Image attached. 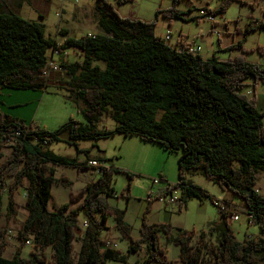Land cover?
<instances>
[{
    "label": "trees",
    "instance_id": "1",
    "mask_svg": "<svg viewBox=\"0 0 264 264\" xmlns=\"http://www.w3.org/2000/svg\"><path fill=\"white\" fill-rule=\"evenodd\" d=\"M219 1L214 10L204 8L202 18L221 17L235 3L248 5L244 0ZM132 2L116 0V5ZM180 3L173 0L172 7L158 10L156 19L146 22L120 16L109 0H95L101 34L67 38L59 46L61 51L81 52L79 62L63 65L71 79L62 85L68 100L79 108L83 123L70 121L51 133L27 126L0 110V264H127V256L119 250L104 248L102 236L110 217L123 240L128 241V255L145 252L144 260L135 264H171L161 247V234L166 241L173 239L181 264H193L195 240L208 248L209 264H264V196L255 191L259 174H264V113L258 110L255 95L243 93L249 79L254 88L264 84V67L245 57L250 53L264 57V45L250 50L244 47L249 35L264 33V19L250 16L244 38L225 49L230 54L241 51L240 55L227 60L216 55L204 59L185 48L172 47L157 35L160 16L169 22L184 19L185 14L177 7ZM249 5L256 8L255 3ZM192 19L201 21L198 16ZM46 35L44 25L23 19L0 0V91L35 92L48 87L44 71L49 52L58 49V44ZM96 63L104 64L105 69ZM104 117L114 121V131L101 129ZM16 132L21 136L16 137ZM64 133L69 134L72 145L120 134L181 153L178 183L167 190L181 189L178 210L193 199L201 204L208 199L215 205L214 197L188 181V175L198 174L254 210L260 235L238 241L229 221L230 212H219L218 224H211L198 235L186 231L175 238L170 224L147 222L148 206L140 237L134 239L132 226L124 220L125 211L108 202L111 180L118 172L115 168L80 193H70L68 203L50 211L53 184L71 186L67 178L56 177L55 166L94 170L88 162L82 164L44 151ZM2 148L10 149L6 158ZM127 175L132 181L134 176ZM20 191L25 193L27 217L18 224L17 246L7 259L4 255L11 247V227L17 224L16 196ZM73 205L77 207L71 209ZM81 216L86 218L87 228L82 248L75 255V230ZM214 237L216 246L210 243ZM28 242L33 246L25 258ZM47 249L52 251L50 257L44 253Z\"/></svg>",
    "mask_w": 264,
    "mask_h": 264
},
{
    "label": "rangeland",
    "instance_id": "2",
    "mask_svg": "<svg viewBox=\"0 0 264 264\" xmlns=\"http://www.w3.org/2000/svg\"><path fill=\"white\" fill-rule=\"evenodd\" d=\"M31 1V3L29 2ZM248 5L242 6L239 3L233 4L226 14L217 16L219 27L215 31H220L222 34L226 32L227 26L231 32L244 35L246 26L249 22V17L252 16L258 21L264 19V0H244ZM115 5L117 12L122 17H132L142 21L151 22L157 17L158 10H165L173 5V0H133L132 3L124 5H116V0H109ZM219 0H181L177 5L178 9L183 12V20H173L172 27H167L169 21L163 17H159L157 33L164 36L167 32L173 35L171 44L182 35L179 31L183 29V35L189 34L194 37L197 34L203 35L204 42L202 47V57L204 59L212 58L207 50L211 41L218 45V37L213 33L212 24L202 18L204 16V8L214 10L219 5ZM255 3L256 8L252 9L249 4ZM7 7L17 13L23 19L44 25L45 34L47 37H52L56 28L62 25H68L73 29V37L81 38L83 35L101 34L98 26V12L95 6V0H4ZM19 5L20 8L18 7ZM199 17L201 20L197 23L192 17ZM238 30V32H237ZM212 31V32H211ZM226 34V33H225ZM86 37V36H85ZM239 35H236L238 39ZM228 37H222V39ZM189 39V38H188ZM193 41L192 39H190ZM237 43V42H236ZM235 43V44H236ZM234 45V44H233ZM259 45H264V33L255 32L248 36L244 47L246 50L256 48ZM204 48V50H203ZM72 54V53H71ZM226 53L223 59L229 55ZM221 57V55H220ZM251 63H258L264 67V57L258 53H250L245 55ZM229 59V58H228ZM227 60V59H226ZM101 69H105L104 64L96 63ZM54 72L50 78L58 74ZM248 86L245 87L243 93H249V97L256 96L257 107L264 113V84L259 83L255 88L253 80H247ZM62 87V86H61ZM10 91V92H9ZM12 95L13 98L19 101L17 110H13V115H22L27 121V125H33L34 128H42L51 133L58 131L63 125L70 121L83 123V116L78 112L77 106L68 100V92L58 87H50L41 91H5ZM28 96L22 98V96ZM4 97V96H3ZM6 97V96H5ZM25 99V100H23ZM25 101V102H24ZM5 114V113H4ZM264 123V118H263ZM116 124L110 118L104 117L101 123V129L114 131ZM68 133L60 136V141H53L48 146L44 147V151H50L58 157L68 160H78L82 163L97 158L107 164L115 165L118 172L113 174L111 180L112 191L108 202L112 207L122 211H128L130 224L132 225V236L134 239L140 237L139 229L142 224V217L145 210L148 208L146 201L148 194L152 191L159 194L161 189L164 191L168 185L175 186L178 183V160L181 153H170L162 147L152 143H144L139 137H125L116 134L112 137L95 140H80L76 145L69 143ZM99 145L100 150L97 148ZM10 151V149H9ZM80 151V152H79ZM8 152V150H6ZM5 152V153H6ZM1 163V162H0ZM56 177H65L70 182L71 186L66 187L62 184H53L51 190V199L49 202V210L56 211L60 206L69 202L70 193H80L87 184L98 179L97 171L95 170H78V168L67 166H55ZM134 176L132 181L127 174ZM167 177L168 180H165ZM155 179L161 182L154 185ZM188 181L209 193L215 199L227 197L228 192L222 191L217 185L203 178L198 174H191L187 177ZM255 191L264 196V174H259ZM25 193L20 191L16 196L18 204L17 224L11 227L9 232V249L5 252L4 257L9 259L13 256L17 242L15 236L18 231V224L24 221L27 217V212L24 209ZM232 203L234 200L225 199ZM6 204V197L4 199ZM237 202V201H236ZM160 211H151L147 215L149 224H170L172 226V235L177 237L184 232L195 231L200 234L206 230L209 223H215L219 219V211L217 207L208 199L205 203H200L198 200L189 201L186 208L179 211L178 205L175 207H166L165 205L156 202ZM77 205H73L71 209H75ZM166 210V211H165ZM86 218L81 216L79 224L75 230L76 241L74 243V252L77 255L83 244L85 233L84 224ZM108 230L103 233V238H107L118 244L119 251L128 258L127 264H135L137 261H143L145 252L138 255H128V241L123 240L122 236L116 229V222L113 217L108 219ZM232 229L238 241H243L246 236L259 235V227L248 226L246 218H241L239 222H232ZM213 246L217 245V239L214 237L210 242ZM32 246H27L23 251V257L28 258L32 250ZM204 245H199L197 240L193 242L192 259L193 264H209L211 257L208 254V248H203ZM161 247L165 251L171 264H181L179 261V248L174 246L173 239L166 241L164 235L161 234ZM47 257H50L52 251L47 249L44 251ZM108 264H120L109 262Z\"/></svg>",
    "mask_w": 264,
    "mask_h": 264
},
{
    "label": "crops",
    "instance_id": "3",
    "mask_svg": "<svg viewBox=\"0 0 264 264\" xmlns=\"http://www.w3.org/2000/svg\"><path fill=\"white\" fill-rule=\"evenodd\" d=\"M223 17V16H222ZM220 17V18H222ZM193 18V17H192ZM172 23L169 22L167 27H172ZM219 27V21L217 20V17H216V27H214L215 29H217ZM158 30V29H157ZM225 30H226V34H222L220 31H216L220 34V37L218 38L219 41H218V45H215L212 41H211V44L210 46H208L209 48H207L208 52L210 54H212V56L216 55L217 58L221 59V60H226L230 57H235L237 55H240L242 52L241 51H236L234 55H229L226 59H223L222 56H224L227 52H225V49L229 48L230 46H232L233 44H235L236 42L242 40L244 38V35H242V33H239L238 30H237V34L236 32H231L230 29L225 26ZM73 29L70 28L68 25H62V23L56 28L55 30V33L54 35L51 37V39H53L57 44L58 46H61L64 44L65 40L67 38H74L73 37ZM182 35H178V36H182L184 37L185 40H190L192 39L194 41V43L196 45H199L201 47V52L199 53L201 56H203L202 54V47H203V43L204 42V37L203 35H200V34H197L196 36L194 37H190L189 34H186V35H183V29L181 28V30L179 31ZM212 32V31H211ZM90 35V34H89ZM158 35V33H157ZM166 35V34H165ZM236 35H239L238 39H236ZM85 36H88V35H83L82 37H85ZM159 37H162L160 35H158ZM222 37H228V38H224L222 39ZM50 38V37H49ZM189 38V39H188ZM248 38V37H247ZM246 38V40H247ZM77 39V38H76ZM246 42V41H245ZM204 50V48H203ZM68 56L66 58L62 57V56H56V55H53L52 51L49 52V57L52 58L53 62L59 66L62 67V70L56 74L55 76H53L52 78L49 79V82H48V87L47 88H50V87H58V88H61V89H64L62 83L65 81H69L71 79V76L67 73V71L63 68V65H66V64H71V63H74L76 61H80L81 60V52L78 50H66ZM72 53V54H71ZM221 55V57H220ZM62 86V87H61ZM9 89H2L0 91V110L3 111V113H6L7 115H9L10 117H12L13 119H16V120H19V121H23L25 122V124L27 125V121L25 119V117H23L21 114L20 115H13L12 114V111L13 110H17L18 107H19V101L18 99L16 100L15 98L12 97V95L14 94H8V92H5V91H8ZM15 91V90H13ZM10 92V91H9ZM249 93H247L248 95ZM4 96V97H3ZM6 96V97H5ZM249 96V95H248ZM28 96H25L23 95L22 98H27ZM25 100V99H23ZM25 102V101H24ZM260 112L261 110L258 109ZM28 126V125H27ZM69 136V134H68ZM97 145V148L100 150V147L98 144ZM6 150H8V152H6ZM6 152V153H5ZM1 153L3 156H5L4 158H6L10 151H9V148H2L1 149ZM98 159V158H97ZM96 159V160H97ZM96 160H90L88 159L87 161L85 162H90V161H96ZM100 160V159H98ZM1 162V161H0ZM80 162V161H78ZM84 163V162H83ZM111 167L115 168V165H112L110 164ZM100 176H98L99 178ZM162 178H165V180H168L167 177H162ZM166 190V189H165ZM163 190L161 189V192ZM216 198V197H214ZM220 200H225V199H232L234 200V202H238L239 200H236V199H233L232 196L230 194H228L227 197H222V198H219ZM217 199V200H219ZM148 204V206L150 207V212L151 211H160L161 210V207H159L156 203V201L154 202H147V201H144ZM239 203V202H238ZM166 211V210H165ZM124 220L127 224L131 225L130 224V221L131 218H129V214H128V211L126 209L125 211V217H124ZM219 222V219L218 221H216L215 223H209L206 230L208 229V227L211 225V224H218ZM167 224V223H165ZM132 226V225H131ZM204 230V231H206ZM203 232V231H202ZM259 235H260V231H259ZM258 236V235H257ZM123 239V238H122Z\"/></svg>",
    "mask_w": 264,
    "mask_h": 264
},
{
    "label": "built area",
    "instance_id": "4",
    "mask_svg": "<svg viewBox=\"0 0 264 264\" xmlns=\"http://www.w3.org/2000/svg\"><path fill=\"white\" fill-rule=\"evenodd\" d=\"M206 20L209 21L212 25L213 23H216V17H214L213 15L207 16ZM213 33L217 35L218 38L220 37V34L216 32L215 29H213ZM161 38L166 43H168L172 47H176L177 49L185 48L188 52L193 54H199L201 52V47L199 45H196L194 41L185 40L184 37L182 36H179L172 44L170 43L173 40V35L171 33L167 32L166 35L162 36ZM52 53L53 55L62 56L64 58L68 56L66 51H61L59 49V46L58 49L52 50ZM47 64L48 65H46L44 76H46V78L48 79H50L51 75L54 72H60L62 70V67L55 64L51 57H49ZM15 136L20 137L21 134L19 132H16ZM88 167L97 171L100 176L105 174L106 171H109L111 170V168H113L109 164L103 161H90L88 162ZM160 182L161 179L160 180L155 179V181H153V184L158 185ZM169 187L170 185H168L166 190L160 192L158 195L151 191L148 194L146 201L149 203L156 201L158 203L165 205L166 207H173V206L175 207V205L179 206L180 198L182 194L181 189L178 187L176 189H173L171 192H167ZM238 202L229 203L226 200L215 199V205L217 206L219 212L221 213L230 212L229 215L230 223L239 222L241 218H246L249 227L250 226L258 227L256 222V212L241 204L240 201ZM84 227L87 228V223L84 224ZM246 237H251V236H246ZM103 243H104V248L106 250H116V251L119 250L118 244L112 242L111 240H108L107 238L104 239ZM31 245L32 244L28 242L26 246H31Z\"/></svg>",
    "mask_w": 264,
    "mask_h": 264
}]
</instances>
